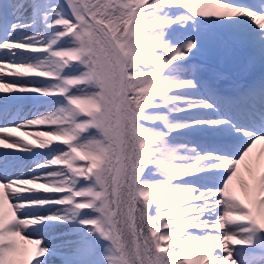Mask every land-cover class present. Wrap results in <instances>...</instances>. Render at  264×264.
Returning <instances> with one entry per match:
<instances>
[{
    "label": "snow or ice",
    "instance_id": "6c2138e0",
    "mask_svg": "<svg viewBox=\"0 0 264 264\" xmlns=\"http://www.w3.org/2000/svg\"><path fill=\"white\" fill-rule=\"evenodd\" d=\"M0 53V264H264V0H0Z\"/></svg>",
    "mask_w": 264,
    "mask_h": 264
},
{
    "label": "bare ground",
    "instance_id": "6f19581e",
    "mask_svg": "<svg viewBox=\"0 0 264 264\" xmlns=\"http://www.w3.org/2000/svg\"><path fill=\"white\" fill-rule=\"evenodd\" d=\"M255 3H258V2H255ZM220 45L221 44H212V45H210L208 47L212 48V50H214L213 53H215L217 55V52H218V49H219V46ZM235 54L238 55V53H235ZM3 58H4L3 57V54L0 53V59H3ZM217 58H219V57H217ZM225 58H226V60H228V57L226 55H225ZM200 60H203V55L202 54L200 56H198L197 59H196V61L194 62V63H196V64H198L200 66V69H201V71H200V77H201L202 80L207 81V82H210V80L212 78V74L214 72H217V73H222L223 72V70L220 69V68H214L211 65L210 61H207V64H205L204 66H202L200 64ZM217 73H215V74H217ZM260 76H261V73L260 72H255L252 75L254 81H257L260 78ZM26 139H31V137H28ZM57 146H59V147H65L64 145H57V144H53L52 145V147H57ZM261 149H264V145H258L257 148L254 150V152L255 151H259L260 152ZM35 150L36 151H40V152H48L49 151L47 149H35ZM9 151H13V150H9ZM241 169H242V176H243V178L245 179V177H247L245 180H249L250 181L251 177L249 176V174L247 172L244 171V166L243 165L241 166ZM235 190L237 191L238 194H242V189L240 188L239 184L235 185ZM37 194L39 195V193H37ZM43 195L56 196V195H59V194H55V193H44ZM40 214H48V213L46 211H44V210H41L40 211ZM17 215L20 218H24L21 213H18ZM29 231H31V229H29ZM25 235H27V234L25 233ZM42 236L43 235L33 234L31 237L33 239H36V237H39V238H43L41 240L47 241V237L46 236H43L42 237ZM21 243L23 245V242H21ZM56 243H59V241H56ZM47 258L48 257H46V259ZM53 261H55V262H53ZM59 262H60L59 259H56V258H52V259L49 260V264H60ZM33 264H35V262Z\"/></svg>",
    "mask_w": 264,
    "mask_h": 264
},
{
    "label": "rangeland",
    "instance_id": "374dc122",
    "mask_svg": "<svg viewBox=\"0 0 264 264\" xmlns=\"http://www.w3.org/2000/svg\"><path fill=\"white\" fill-rule=\"evenodd\" d=\"M247 177H245V179H246ZM61 230H63V229H61ZM43 237V236H42ZM29 239H33L31 236L30 237H28ZM39 237H36V239H38ZM40 239V238H39ZM43 239V238H42ZM30 247V246H29ZM46 258V257H45ZM53 262H55V261H53ZM60 263V262H59Z\"/></svg>",
    "mask_w": 264,
    "mask_h": 264
}]
</instances>
